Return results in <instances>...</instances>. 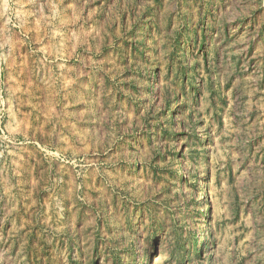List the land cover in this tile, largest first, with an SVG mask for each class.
Instances as JSON below:
<instances>
[{"label":"rangeland","instance_id":"374dc122","mask_svg":"<svg viewBox=\"0 0 264 264\" xmlns=\"http://www.w3.org/2000/svg\"><path fill=\"white\" fill-rule=\"evenodd\" d=\"M0 264H264V0H0Z\"/></svg>","mask_w":264,"mask_h":264}]
</instances>
